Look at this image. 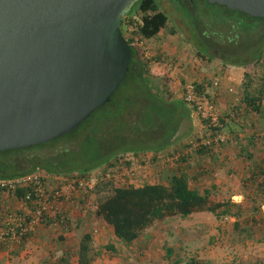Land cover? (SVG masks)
Returning a JSON list of instances; mask_svg holds the SVG:
<instances>
[{
  "label": "rangeland",
  "instance_id": "374dc122",
  "mask_svg": "<svg viewBox=\"0 0 264 264\" xmlns=\"http://www.w3.org/2000/svg\"><path fill=\"white\" fill-rule=\"evenodd\" d=\"M155 1L167 15L164 26L148 38L136 37L138 43L142 41L141 45L133 44L137 57L148 63L147 74L142 75L141 79L144 83H148L149 79L152 86L149 87L150 91L143 85L133 82L137 79L136 76L126 75L106 104L95 108L85 121L77 125L70 136H61L56 141L40 147L19 150L8 157L11 162L8 168L22 169L27 166L30 168L31 164L45 163L50 167L57 165L61 168L59 171L50 169L48 173L64 171L69 173V170H75L76 167L97 168L104 158L111 157L117 152L126 157H131L133 151L142 152L143 155L148 156L153 152L159 154L163 150L177 148L179 142L195 135L197 131L196 129L194 132L190 131V125L191 134H183L176 138L175 144L165 145V140L169 141L174 131L172 130L174 125L177 121L179 122L178 117L188 116V104L179 102V99L183 100L182 97L164 96L163 91H166L164 81L190 79L195 69L193 66L191 69V65H194L195 61L201 62L200 70L204 69L205 72L209 71L206 62L215 61L217 63L214 69L218 72L223 66H231L238 71L242 66L240 61L251 63L255 59L257 61L252 63L253 79L262 78H255V75H260L264 67V17L252 18L237 12L229 14L223 6L210 5L203 0ZM225 14L232 19L222 22L220 16ZM198 52H203L204 56L198 55ZM218 64L222 65L218 66ZM260 68H262L261 71ZM234 74L237 75L236 72ZM158 79H163L162 84ZM158 85L160 91L157 96L154 93L156 88L153 89V87ZM215 110H217L216 107ZM197 116L201 118L198 113ZM188 117L195 118L199 122L198 117L192 115ZM239 117L235 115L233 118ZM257 135H264V132H258ZM229 140L230 137L225 138L222 143H228ZM212 149L213 147L210 148ZM188 155V163H195L191 158L192 155L194 157L195 152L190 151ZM243 155L250 158V153ZM64 157L69 160L64 161ZM5 159H7L6 156L0 155V160ZM157 166H160L163 171L164 169L169 171L165 167L167 164H157ZM157 166H150L149 170L147 169L145 180L140 179L141 174H138L132 183L140 184L151 181V178L156 179L159 176V173L155 175ZM195 168V171L199 169L196 166ZM39 169L46 171L44 167ZM214 169L213 166H209L207 173H204L209 181L214 179L210 176L211 172L213 175ZM141 170L142 168H138V171ZM204 176L190 180L191 184L197 187L204 186ZM248 176L250 174H247L246 181H243L242 185L240 182V187L245 188L246 194L247 189L250 190ZM117 179L118 177L114 176L110 180L106 179L98 183L88 197V201L74 208L72 216L73 218L78 216L81 222L77 227L73 226V233L75 232L76 235L67 233V243L62 248L49 239L52 235H56V229L47 228L44 229L47 236H40L38 240H33L30 244L22 243L19 247L10 249L0 246V264H76L74 254L65 257L66 262L65 260L56 261V257H59L61 251L71 249V246L74 249L80 234L84 231L91 234L90 244L94 252L89 264L164 263L163 245L171 246L173 255L180 258V263L194 258L198 264H250V255L253 254H250L252 248L250 249L248 213L240 215L243 217L241 221L246 230L232 227L230 215L216 216L202 210L192 211L184 216L179 214L167 216L145 228L137 240L124 243L125 245L116 241L107 225L88 211L99 198L110 191L111 186L118 181ZM224 188L225 186L210 187L211 198L228 199L234 202L236 197L230 196V193H224ZM247 195L249 196L243 199H250V193ZM258 231L264 234L263 229ZM108 243H113L117 247L118 253L115 256L105 251L104 246ZM258 246H261L258 249L261 256L256 255L257 259L254 263L264 264V244Z\"/></svg>",
  "mask_w": 264,
  "mask_h": 264
},
{
  "label": "water",
  "instance_id": "95a60500",
  "mask_svg": "<svg viewBox=\"0 0 264 264\" xmlns=\"http://www.w3.org/2000/svg\"><path fill=\"white\" fill-rule=\"evenodd\" d=\"M135 0H0V150L69 132L128 68L121 16ZM264 16V0H206ZM181 116L169 142L189 132Z\"/></svg>",
  "mask_w": 264,
  "mask_h": 264
},
{
  "label": "trees",
  "instance_id": "16d2710c",
  "mask_svg": "<svg viewBox=\"0 0 264 264\" xmlns=\"http://www.w3.org/2000/svg\"><path fill=\"white\" fill-rule=\"evenodd\" d=\"M203 1L210 5H221L229 14L237 12L241 15H247L252 18L264 17L249 15L248 13H245L238 9H228L223 4H218L215 2L210 3L206 0ZM166 18L167 15L157 6L155 0H135L132 3L129 12L121 16L120 29L130 47V58L128 60V68L122 80H124V78L128 74L129 77L136 76L137 79H134L133 82L139 83L141 86L143 85L146 90L150 91L149 87L151 86V82L149 81V79L148 83H144V81L141 79L142 75L147 74L148 63L147 61H144L143 59L141 60L137 57L136 49L135 47H133V41L134 39H136V37L148 38L153 34L157 33L164 26ZM220 18L222 22H224L226 19H232V17L228 16V14L220 16ZM198 55L203 57L204 53L198 52ZM256 61L257 60L255 59L252 60L251 63L250 61H240L242 65H245L244 76L246 77V73L250 72V80H248L249 82L246 83V80L244 82L245 86H249L250 88L246 89L244 94V104L247 105L249 111L260 110V101L262 98V93L264 91V74H262L264 67L260 75H255V77L257 78H262H260L258 82H253L252 80V75H254V67L252 63ZM248 69L250 70L248 71ZM154 88H156L154 90V93L158 96L159 87L154 86L153 89ZM114 90L110 94V97L113 94ZM179 102L184 101L179 99ZM105 104L106 102L102 106H104ZM192 106L195 108V105L193 103ZM92 113L93 111L89 115H91ZM180 118L181 115L178 117V120H180ZM86 119L87 118H85L81 122L85 121ZM200 121L203 125H206L207 123L206 119L202 117L200 118ZM220 121L222 122L223 126L224 119L220 118ZM81 122H79L78 125ZM177 123L174 125L172 130L176 128ZM76 127L77 126H75L72 130L67 133H64L58 137H55L45 142L24 147L7 148L4 150H0V155L7 157V159L5 160H0V177H8L22 174L29 171L37 170L40 167H44L46 171L50 169L59 171V169H61L59 168V166L55 165L53 167H50L45 163L31 164L29 166L30 168H27L28 166L22 169H14L12 167L8 168L9 164L11 163L8 160V157H10L16 152H19V150L21 149L25 150L33 147H40L49 142L51 143L53 141H56V139L60 138L61 136H70L71 133H73V131L76 129ZM175 142L176 139L173 143H170L166 139L165 145L175 144ZM204 150H210V147H197L195 150H193V152H201ZM141 154L143 153L133 151L131 157H126L117 152L111 157L104 158V160L101 162L102 164L99 167L102 171H104V169L108 166L130 167L131 165H133L134 159L137 156L139 158V155ZM187 156L188 155L179 154L171 163L175 164L174 167H172L169 171H166V169H164V172L161 175H159L156 179L153 178L151 181L141 182L140 184H133L126 183L123 180L117 179L118 181L111 186L110 191L105 194L102 198H99L88 212L91 213L97 219H99L101 222H103L105 225H107L110 228L114 239L122 244L130 243L137 240L139 238V235L145 228L152 226L154 222L161 221L167 216L175 214L184 216L192 211L202 210L209 211L216 216H240L241 214L245 213V211H242L240 208H235V211H231L230 208L235 206L236 203L229 201L228 199H212L210 196L209 188L205 186L197 187L196 185H192L190 180H195V178H197L196 175H200L199 173L201 172V170H203V168H199L196 171V168H194L192 174L188 173V171H190V165L187 162ZM64 159V161L69 160L66 159V157H64ZM92 167H76L75 170H69V173H82L91 169ZM187 168L188 171H186ZM63 173L67 172L64 171ZM110 179L111 178L107 180ZM247 179L250 180V176H248ZM260 185L262 184L260 183ZM93 191L94 188L91 192ZM18 192L21 193V190H18ZM84 198H87V196H85ZM84 198L81 200H84ZM248 215L247 218L250 221V213H248ZM78 218L79 217L77 216V218L75 219ZM71 221H73V219L67 218L65 220L64 227L70 224ZM46 222H48L47 218H45V223ZM233 226H237V223H235ZM240 228L241 230H246L243 226ZM24 239L25 236H22L20 242H22ZM90 242V232H82L76 243V247L74 246L73 249L72 246V249H68V251H65V255L62 257L61 260H65V257H70L72 254H74L76 264H89V261L92 259L94 253L91 249ZM104 248L105 251L109 252V255L111 256H115V254L118 253V249L113 243L106 244ZM162 256V260L164 261V263L158 262L156 264H198V261L194 258H189L187 261L180 263V258L178 256L173 255V251L170 245H163Z\"/></svg>",
  "mask_w": 264,
  "mask_h": 264
},
{
  "label": "crops",
  "instance_id": "0c3cea01",
  "mask_svg": "<svg viewBox=\"0 0 264 264\" xmlns=\"http://www.w3.org/2000/svg\"><path fill=\"white\" fill-rule=\"evenodd\" d=\"M193 63L194 65H191V69L194 67L196 70L193 69V73L191 75L189 74L192 76L190 79H166L164 81L166 89V91H163L164 96L169 95L171 98H178L179 96L180 98V85L185 82H192L196 87L195 91L197 96L199 98H208L212 100L214 108L216 107L218 110L219 116L221 119H224L225 122L223 121V125L225 126H223L224 128L222 127L221 130L225 133L226 139L230 137L228 143H220V146L213 147L212 150L195 152L194 157L190 155L195 163H189V168L190 172L194 170L195 166L200 169L203 168L199 173L200 175H196V177L200 179L203 178L205 175L204 173H207L208 167L213 166L215 168V174L213 172V175H211V172L210 176H213L214 179L209 181V178L204 176V186L207 188L213 186H220L223 188L225 186L224 193L227 192L230 193V196L236 197L234 201L236 205L231 211H235V208H240L242 211H245V213H250V249L252 248L250 254H253L252 256L250 255V264H255L254 262L257 259L255 256H261L260 251H258L261 246L258 245L264 244V234L262 235L258 231L260 229L264 230V135H257L258 132H264V94L262 93L260 101V108L262 107V109L259 111H249L247 105L244 104L245 90L250 89L249 86H245L244 84L245 80L246 83L250 80V72L246 73V77L244 76L245 65H242L238 71H235L231 66H223V68L217 72L216 69H214L215 63L217 62H206V67H209V71L205 72L204 69L200 70L201 62L195 61ZM219 65L222 64H218V66ZM249 70L250 69H248V71ZM261 70L262 68H260V71ZM235 72L237 73L236 76L234 74ZM158 80L159 82L161 81L162 84L163 79ZM252 80L253 82L259 81V79ZM166 84L168 85L167 87ZM230 86L235 89V92L228 89ZM155 87H159V85ZM187 109L188 116L192 115L198 117L195 108L190 104H188ZM234 109L235 113L230 115V112L234 111ZM235 115L240 117L235 119L233 118ZM197 119L199 122H197L195 118L190 119V131L192 132H194L195 129L199 132V130L203 128L199 117ZM190 131L188 132L189 134L192 133H190ZM244 153H250V158L245 156L246 154L243 155ZM174 165L175 164H168L165 167L170 170ZM153 166L156 167L157 165ZM157 168L155 175L158 173L160 175L164 172L160 166H157ZM147 169L149 170V167H147ZM148 170H144L141 173L142 176L140 179H146ZM160 170H162V173H160ZM186 171H188V168ZM247 174H250V190L247 189V194L250 193V199L248 200L243 199L245 196L249 195L246 194L245 188L240 187L243 181H246L245 177ZM226 182L227 185H225ZM260 183L262 185H260ZM230 217L232 219V227H241L244 225L241 221L243 217L235 215H230ZM244 217H246V215H244ZM75 218H77V216L71 218L73 221L62 228L40 225L34 233L25 237L19 245L14 247H19L22 243L30 244L33 240H38L40 236H47L44 229L53 228L56 229V235H52L49 239L56 242L58 246L62 248L65 243H67V233H72V235L75 234V232L73 233V226L77 227L81 222L79 218ZM235 223H237V226H233ZM107 228L109 227L107 226ZM69 237L70 236H68V238ZM64 255L65 252L63 250L59 254V257H56V261L61 260Z\"/></svg>",
  "mask_w": 264,
  "mask_h": 264
},
{
  "label": "built area",
  "instance_id": "2783aa9c",
  "mask_svg": "<svg viewBox=\"0 0 264 264\" xmlns=\"http://www.w3.org/2000/svg\"><path fill=\"white\" fill-rule=\"evenodd\" d=\"M133 43L141 45L142 41ZM230 91L235 89L230 86ZM181 97L185 103L195 105V111L207 123L195 135L187 137L178 143L174 149L163 150L139 155L130 167H100L92 168L82 173H48L37 169L26 173L0 177V245L10 249L19 245L22 236H29L40 225L49 227H64L67 218H73L72 211L85 201L92 189L100 182L111 177H118L126 183H132L147 167L153 165L171 164L179 155H188L197 147H216L226 136L222 132L220 116L214 108L212 100L199 98L192 82L180 85ZM193 107V106H192ZM194 108V107H193ZM234 111L230 112L233 115ZM138 158V159H137ZM189 155L186 157L188 161ZM138 168H142L138 171ZM142 176V174H141ZM134 184V183H133ZM21 190V193L18 192ZM89 195V196H88ZM87 196V198H84ZM84 200H81L83 199ZM45 218L48 222L45 223Z\"/></svg>",
  "mask_w": 264,
  "mask_h": 264
},
{
  "label": "clouds",
  "instance_id": "9594fccd",
  "mask_svg": "<svg viewBox=\"0 0 264 264\" xmlns=\"http://www.w3.org/2000/svg\"><path fill=\"white\" fill-rule=\"evenodd\" d=\"M133 44H136L137 45V43H133ZM187 134V133H186Z\"/></svg>",
  "mask_w": 264,
  "mask_h": 264
}]
</instances>
